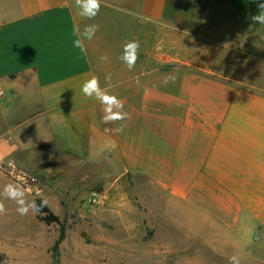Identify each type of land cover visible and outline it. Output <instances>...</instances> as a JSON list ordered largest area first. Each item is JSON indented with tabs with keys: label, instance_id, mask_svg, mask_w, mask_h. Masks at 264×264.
Masks as SVG:
<instances>
[{
	"label": "crops",
	"instance_id": "obj_1",
	"mask_svg": "<svg viewBox=\"0 0 264 264\" xmlns=\"http://www.w3.org/2000/svg\"><path fill=\"white\" fill-rule=\"evenodd\" d=\"M72 3L0 0V191L19 184L18 172L52 171L56 160L68 172H134L145 179V202L166 196L175 218L185 220L175 244L182 249L184 235L207 252L191 264H216L215 256L236 251L240 264H264V42L247 47L256 32L247 28L259 25L230 10L228 18L205 20L206 33L193 31L167 17L168 0H101L87 20L66 6ZM86 24L99 29L85 55L73 48L72 33ZM130 40L140 43L131 71L119 59ZM108 73L110 94L130 117L113 124L102 122V105L81 91L92 75L106 87ZM168 76L175 79L164 84ZM113 186L106 202L132 197L121 183ZM26 195L46 199L56 216L62 209L56 197ZM0 202V251L7 253L8 238L22 241L23 216L14 201Z\"/></svg>",
	"mask_w": 264,
	"mask_h": 264
},
{
	"label": "rangeland",
	"instance_id": "obj_2",
	"mask_svg": "<svg viewBox=\"0 0 264 264\" xmlns=\"http://www.w3.org/2000/svg\"><path fill=\"white\" fill-rule=\"evenodd\" d=\"M230 10L247 20V25L253 24L248 17L258 12L252 0H168L167 3V17L182 20L193 31L201 29L203 33H206L205 20L228 18ZM202 20L204 26H196ZM247 29L256 30L248 35L247 47L255 48L256 40L264 42V25ZM52 166V171L35 175L18 172L16 180L34 197L46 195L51 200L56 197L62 208L57 216L65 225L64 247L61 253L59 250L57 264H191L198 257L207 258L204 248L193 241L185 243L184 235L182 249L175 244L176 227H185L186 222L175 218V203L167 202L166 196H161V203L144 201L142 175L114 170L68 172L61 170L57 160ZM113 182L122 184L120 190L133 192V198L106 202L105 196L113 190ZM18 222L22 241L15 246L8 238L11 252L0 251V264H49L51 239L57 237L58 225H44L27 215ZM242 224L239 220L238 227ZM6 229L14 233L13 220ZM252 251L261 254L258 248L252 247ZM44 255H50L49 262H42ZM228 261L215 256L216 264Z\"/></svg>",
	"mask_w": 264,
	"mask_h": 264
},
{
	"label": "clouds",
	"instance_id": "obj_3",
	"mask_svg": "<svg viewBox=\"0 0 264 264\" xmlns=\"http://www.w3.org/2000/svg\"><path fill=\"white\" fill-rule=\"evenodd\" d=\"M258 9L257 14L248 17L253 24L264 25V0H252ZM68 7H75L78 10V15L87 20H94L101 9V0H74V3L66 5ZM99 26L96 24H86L83 30L79 26L73 29L72 35L75 39L72 41L73 48L79 49L81 54L87 53L86 41H91ZM140 43L138 40L126 41L122 48V54L119 59L127 66L128 70L135 68L136 62L139 58ZM108 56L102 55L101 62H107ZM106 87L101 86L100 78L92 75L88 80L84 81L81 86V91L85 97L94 98L102 105V122L104 124H113L116 122L129 119V113L124 111V102L116 95L110 94L111 74L105 75ZM175 77L168 76L164 78L163 83L168 84L169 81H174ZM2 94V93H0ZM124 125L120 124L114 129L117 133L123 132ZM115 146V145H113ZM11 163V162H10ZM0 196L4 199L14 201L17 205L16 211L19 215H27L30 211L39 213L41 209L47 205V200L43 199L40 205L35 201L27 199L26 190L21 184L9 183L0 191ZM6 212L5 205L0 202V215ZM229 264H240V259L237 255H232L229 258Z\"/></svg>",
	"mask_w": 264,
	"mask_h": 264
},
{
	"label": "trees",
	"instance_id": "obj_4",
	"mask_svg": "<svg viewBox=\"0 0 264 264\" xmlns=\"http://www.w3.org/2000/svg\"><path fill=\"white\" fill-rule=\"evenodd\" d=\"M34 201L37 205H40L42 202L39 198H35ZM35 216L38 221L42 222L45 225H51V224L58 225L57 237L55 238L53 244L50 247L51 262L49 263V264H57L59 257V244L64 239L65 225L59 219L58 216L52 213V211L47 206H44L39 213H35Z\"/></svg>",
	"mask_w": 264,
	"mask_h": 264
}]
</instances>
